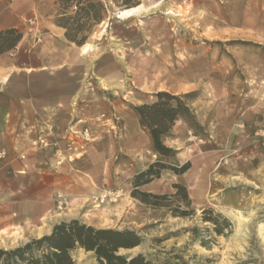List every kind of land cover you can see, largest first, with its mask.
<instances>
[{
  "label": "rangeland",
  "instance_id": "1",
  "mask_svg": "<svg viewBox=\"0 0 264 264\" xmlns=\"http://www.w3.org/2000/svg\"><path fill=\"white\" fill-rule=\"evenodd\" d=\"M165 6L180 16L155 10L118 19L116 12L126 7L112 0L104 19L91 26L87 42L96 41L97 48L86 52L82 104L88 121L72 128L68 138L73 153L84 151L77 156L97 143L72 178L82 193L74 198L61 192L66 203L60 210L58 192L49 232L33 231L43 220L14 226L0 248L23 245L51 233L57 223L77 219L96 228L136 231L141 243L119 253L143 254L151 264H264V146L255 134L264 112L251 133L232 125L237 112L264 94V0H165ZM163 91L189 108L165 138L175 150L170 157L155 152L135 109ZM160 158L170 165L191 162L183 174L166 169L155 179L168 194L176 191L174 183L184 184L190 207L181 196L153 207L133 195L134 175ZM178 208L189 214L176 215ZM205 209L226 217L230 226L204 221ZM230 211L246 217L241 226ZM15 232L19 242L13 241ZM73 257L76 264H99L94 251L78 248Z\"/></svg>",
  "mask_w": 264,
  "mask_h": 264
},
{
  "label": "crops",
  "instance_id": "2",
  "mask_svg": "<svg viewBox=\"0 0 264 264\" xmlns=\"http://www.w3.org/2000/svg\"><path fill=\"white\" fill-rule=\"evenodd\" d=\"M101 1L109 11L112 0ZM58 9V0H0V30L14 27L23 34L14 49L0 54V152H6L0 159V239L5 237V241L14 226L43 220L44 225L33 231L51 230L56 194L80 196L82 190L72 187V178L78 176L81 166L92 158V147L97 146L92 143L87 154L77 156L84 151L73 153L68 140L72 128L87 125L82 100L88 50L83 47L88 44L92 50L97 43L79 46L68 40L66 28L57 22ZM125 9H118V19H126L120 18ZM260 78L264 93V78ZM262 112L264 94L237 112L232 125L244 126L251 133ZM156 181L141 189L168 191ZM202 192L200 188L197 193L200 196ZM15 233L13 241L19 242L22 236Z\"/></svg>",
  "mask_w": 264,
  "mask_h": 264
},
{
  "label": "trees",
  "instance_id": "3",
  "mask_svg": "<svg viewBox=\"0 0 264 264\" xmlns=\"http://www.w3.org/2000/svg\"><path fill=\"white\" fill-rule=\"evenodd\" d=\"M118 6L131 8L140 4V0H115ZM59 25L66 28V37L77 45H84L92 33V25L100 23L106 16L107 8L101 0H58ZM77 6L74 9V6ZM18 28L0 30V54L14 49L22 39ZM140 121L150 133L155 152L163 157H170L175 150L165 144L176 120L189 111L180 97L169 92H159L157 98L150 102L135 106ZM191 167L186 161L179 165L167 164L158 159L134 175L133 195L142 202L153 207H160L163 199L181 196L186 206L190 207L191 199L187 187L182 183H174L176 191L168 193H152L141 189V186L161 177L162 171L170 169L177 174L185 173ZM176 215L186 216L188 210L178 208ZM204 221L216 226H230V221L221 214H213L212 209L203 211ZM222 219V223L220 220ZM219 228V229H220ZM141 236L134 230L96 228L77 219L62 221L54 225L51 233L33 238L27 243L11 249L0 248V264H76L73 252L78 248L94 251L99 264H151L143 254L133 257L120 254L121 248H133L141 243Z\"/></svg>",
  "mask_w": 264,
  "mask_h": 264
},
{
  "label": "bare ground",
  "instance_id": "4",
  "mask_svg": "<svg viewBox=\"0 0 264 264\" xmlns=\"http://www.w3.org/2000/svg\"><path fill=\"white\" fill-rule=\"evenodd\" d=\"M155 10H164V12L166 14H169V15H171L173 17L180 16V13L176 12L173 8L166 7L165 3H164V0H156V1L151 2L149 5L139 4V5L134 6L132 8H127L121 13L120 18H128V17L134 16L136 14H142V13H145V12H148V11H155ZM89 48H90V46L88 44H86L83 47V50L87 51V50H89ZM200 195H202V194H200ZM229 213L233 216L234 219L237 220V227L241 226L242 222L246 218L242 214L236 213L234 211H230ZM260 230L262 231L263 228L260 227Z\"/></svg>",
  "mask_w": 264,
  "mask_h": 264
},
{
  "label": "built area",
  "instance_id": "5",
  "mask_svg": "<svg viewBox=\"0 0 264 264\" xmlns=\"http://www.w3.org/2000/svg\"><path fill=\"white\" fill-rule=\"evenodd\" d=\"M9 1L10 2H15L17 0H9ZM73 8L76 9L77 6L75 5ZM255 134L257 135V140L259 142H261L263 144V146H264V116L262 118L261 123L259 124V127L256 129ZM5 155H6V152L4 150L0 154V157H5ZM105 195L107 196L108 194H105ZM57 198H58V208L61 210L65 206V203H66L65 201L66 200L64 198V195L61 194V193L58 194Z\"/></svg>",
  "mask_w": 264,
  "mask_h": 264
}]
</instances>
